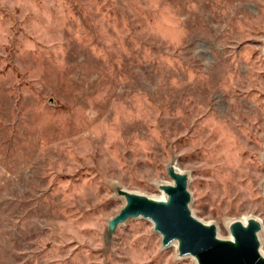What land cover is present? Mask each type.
<instances>
[{
  "label": "rangeland",
  "instance_id": "374dc122",
  "mask_svg": "<svg viewBox=\"0 0 264 264\" xmlns=\"http://www.w3.org/2000/svg\"><path fill=\"white\" fill-rule=\"evenodd\" d=\"M172 166L264 253V0H0V264H198L150 220L110 232Z\"/></svg>",
  "mask_w": 264,
  "mask_h": 264
},
{
  "label": "water",
  "instance_id": "95a60500",
  "mask_svg": "<svg viewBox=\"0 0 264 264\" xmlns=\"http://www.w3.org/2000/svg\"><path fill=\"white\" fill-rule=\"evenodd\" d=\"M168 174L173 184L162 187L166 194L162 200L119 190L126 204L110 221V232L129 219L141 217L153 222L164 247L177 242L179 256L194 257L198 264H264L259 240L261 223L257 219L232 223V238L220 239L216 226L193 216L189 177L174 166L169 168Z\"/></svg>",
  "mask_w": 264,
  "mask_h": 264
},
{
  "label": "bare ground",
  "instance_id": "6f19581e",
  "mask_svg": "<svg viewBox=\"0 0 264 264\" xmlns=\"http://www.w3.org/2000/svg\"><path fill=\"white\" fill-rule=\"evenodd\" d=\"M178 169V168H177ZM178 171H180V172H182L180 169H178ZM165 198V196L163 197V199ZM248 219H246L244 222H246ZM177 243V242H176ZM177 248H178V243H177V246H176ZM260 252H261V254H262V256H264V253L262 252V250H260Z\"/></svg>",
  "mask_w": 264,
  "mask_h": 264
}]
</instances>
